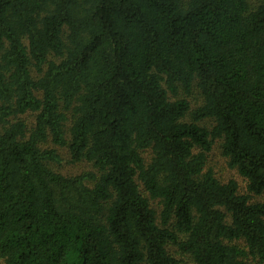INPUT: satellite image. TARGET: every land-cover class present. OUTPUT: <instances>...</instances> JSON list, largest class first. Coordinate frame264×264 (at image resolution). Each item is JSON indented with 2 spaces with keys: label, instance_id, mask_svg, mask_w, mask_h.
Listing matches in <instances>:
<instances>
[{
  "label": "trees",
  "instance_id": "1",
  "mask_svg": "<svg viewBox=\"0 0 264 264\" xmlns=\"http://www.w3.org/2000/svg\"><path fill=\"white\" fill-rule=\"evenodd\" d=\"M216 144L244 188L206 166ZM56 147L89 167L53 169ZM249 260L264 0H0V264Z\"/></svg>",
  "mask_w": 264,
  "mask_h": 264
},
{
  "label": "rangeland",
  "instance_id": "2",
  "mask_svg": "<svg viewBox=\"0 0 264 264\" xmlns=\"http://www.w3.org/2000/svg\"><path fill=\"white\" fill-rule=\"evenodd\" d=\"M197 92L195 90H193L192 95H191V103L193 104H197L199 102V98L197 97ZM204 124H208V122H204ZM51 145V144H48ZM57 152L60 153L62 160L60 161L59 164H51V167L55 170L61 171L64 174H76L79 173L85 169H87L89 167L88 164L83 163V162H76L73 163L69 160V155L67 149L65 148H58L56 147ZM206 166L211 168L216 174L217 176L220 178V180L226 181L230 178L235 179L238 184L244 188V183H243V179L238 175V173L236 172L235 169L230 168L227 164V160L225 157H223L220 154V150L218 149V145H214V147H212V151H210V153L208 154V159H207V163ZM171 249L172 252H175V247L170 246L169 247ZM249 264H264L263 263H259L258 261H252L249 260Z\"/></svg>",
  "mask_w": 264,
  "mask_h": 264
}]
</instances>
